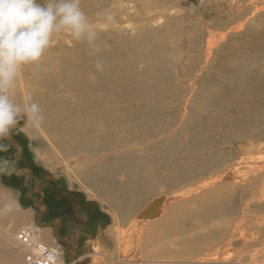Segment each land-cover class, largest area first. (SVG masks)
<instances>
[{
    "label": "rangeland",
    "instance_id": "374dc122",
    "mask_svg": "<svg viewBox=\"0 0 264 264\" xmlns=\"http://www.w3.org/2000/svg\"><path fill=\"white\" fill-rule=\"evenodd\" d=\"M123 1L81 0L83 11L89 19L94 18L93 24L98 29L97 46L100 51L91 54V49L85 42L75 41L67 34L57 35L53 42L57 46L53 45V49L51 47L48 54H45L42 60L44 65L41 62L40 65L31 68L27 66L25 69L28 74L24 73L25 77H20L17 82L18 101L28 93L35 96L34 93L39 91L38 87L41 84L40 86L46 87L40 89L39 94H42V98L36 102L41 104L40 107L42 106L44 110L42 99L51 96L50 89L54 86L55 93L51 97L56 99L58 96L69 102L66 109L69 113L74 110V104L81 103L79 95L82 91L86 96L93 95L97 100L96 104L106 105L107 108L112 109L108 111L113 118L111 120L102 118L99 122V125H103L102 132L96 133L93 144L87 139H82V129L73 124L75 131H69L67 123L66 130L62 129V134L54 122L48 121L50 118L48 114H44V120L39 128H33L24 120H20L19 126L12 130L11 138L2 142L7 146V150H0V264H28L25 258L29 248L22 245L16 237V232L22 226H28L38 232L36 242L51 247L57 253L58 260L56 259L55 262L58 264H124L119 260L121 258L119 252L126 251L128 256L133 250H137L135 242L137 230H133L132 219L123 221L119 216H124L125 211L145 207L142 204L151 203L157 195L153 188V192L149 194V198L146 196L144 202L142 198L136 199L137 202L124 199L121 202L122 207H119L108 197V194L111 196L121 194V190L125 193L127 187L136 192L137 189L147 191L152 182L160 181L158 186L163 187L161 189L165 191L160 195L158 193L161 199L156 202L157 204H151L138 215L133 216L137 215V218L145 219L150 216L156 205L161 206L164 194L167 196L172 192L171 194L174 195L191 187L186 182H181L179 185L180 181L173 178L171 173L178 168L177 163L179 167L184 166V162L192 167L200 159L215 158V161L217 156L223 157L228 162H240L241 158L253 154L254 157L259 154L264 155V71L260 73L254 69L250 60L254 57L264 58V32H262L264 31V0ZM147 6L152 9L148 10ZM105 11L111 12L115 21L108 27L100 25L101 20L97 15ZM159 12L164 13L162 20H159ZM125 14L128 15V19H124ZM226 32H230L228 38L219 43V36ZM212 36L217 42L214 43L212 50H208L207 43ZM154 38H156L155 42ZM245 40H248L247 43ZM141 47L144 51L140 49ZM64 51L67 53L65 54ZM156 51L160 53L157 55ZM97 61L104 62L101 64L102 70H99L101 76L123 80L130 74L135 78L143 76L148 83L138 84L130 80L128 85L114 88L117 93L113 94V89L93 85L87 81L81 83L79 88L74 86L69 89L59 73L62 68L67 72L75 62ZM258 63L259 69H263L264 59L263 62ZM54 73L57 74L51 77L53 81L51 78L49 81L44 78L45 75ZM157 74L158 80L155 83ZM87 77H90V73ZM19 81L22 83L20 84ZM88 84L97 89L91 90ZM193 86H196L195 89ZM61 89L66 91L59 92ZM80 89L81 91H78ZM77 109L76 111L82 113L81 108L77 107ZM255 117H258L257 120ZM76 121L80 122L77 119ZM108 121L109 125L102 123ZM114 121L117 122L116 126L113 124ZM243 123H251L253 126L244 127ZM105 129H111L109 132L112 137L107 136L104 141L107 144L109 140L110 146L102 144L97 139L98 135L104 134ZM72 132H77L78 136L72 135ZM77 138L82 139L89 146L86 147V144L79 146L81 143L77 142ZM112 146H115L114 149ZM166 149L173 150L174 156L170 157L172 151L169 153ZM124 152L126 157L123 156ZM142 156L148 159L144 158L146 160L144 162ZM136 160L138 163L135 162ZM150 160L152 164H160L159 166L162 167L163 174L161 170V173L157 172L159 178L151 174V169L149 171L145 169L150 166ZM145 163L147 165H144ZM173 163L176 164L175 167ZM142 164L144 166L139 169ZM171 164L174 169L170 167ZM165 165L170 166L165 169ZM134 166L138 168L135 170ZM249 169L252 168H243L237 173L241 176ZM141 172L147 176L143 177ZM166 174L171 175L172 178H167ZM145 178L146 180L149 178L150 183H144ZM204 178L200 176L197 180ZM169 183L172 186H167ZM166 186L168 189L164 188ZM241 188L236 187V190ZM199 196L200 193H196V196L190 199L192 201ZM240 196L236 195L238 201ZM7 205H10V208L6 209ZM170 217L166 215L165 221ZM216 223L217 221L204 223L195 228L192 226L194 223L183 224L187 229H195L189 237L183 233L176 235L178 238L186 237V241L192 245V250L189 248L190 251H187L189 259L198 261L202 257H209L207 250L219 249L225 245L222 243L223 240L217 242L211 240L209 232L214 230ZM167 226L159 233V237L163 240L169 238L167 235L169 232L165 233ZM232 230L231 228L229 231ZM87 243H95L96 249L99 250L100 254L94 261H91L93 250L87 247ZM117 244L119 249H122L115 254L118 259L106 256L112 254L107 250H113L115 246L117 248ZM150 244L145 241L143 246L141 258L143 261L147 260L144 264H168L166 261L170 259L169 257L155 259L158 261L149 257L156 253L160 254L159 251H150ZM130 247L132 250H129ZM177 248L180 247L173 245L167 249L169 252L172 250L170 254L174 255Z\"/></svg>",
    "mask_w": 264,
    "mask_h": 264
},
{
    "label": "bare ground",
    "instance_id": "6f19581e",
    "mask_svg": "<svg viewBox=\"0 0 264 264\" xmlns=\"http://www.w3.org/2000/svg\"><path fill=\"white\" fill-rule=\"evenodd\" d=\"M128 1H130V0H128ZM159 1L161 2V0H159ZM165 1H167V0H165ZM120 5L122 6V4H120ZM122 7H124V6H122ZM147 9L148 10L149 9H152V7L147 6ZM146 12H148V11H146ZM158 17H159V20H162L164 18V13L159 12ZM124 19H128V15L127 14L124 15ZM143 20H144V18H143ZM248 20H250V19H248ZM90 21L93 23L94 22V18H90ZM114 22L115 21L113 20V23ZM100 25L103 26L104 23L101 21L100 22ZM142 28H144V27H142ZM238 28H240V27H238ZM208 29H209V27H208ZM259 30L261 31V29H259ZM260 31H258V32H260ZM262 32H264V31H262ZM229 33L230 32H226V33L221 34L219 36V38H218V42L220 43V42L224 41L225 39H227ZM241 33H242V31H241ZM233 34H234V32H233ZM238 34H239V32H238ZM68 37H70V36L68 35ZM214 38L215 37H213V36L209 38L208 43H207L208 44V50H212L214 43L217 42V40L214 39ZM155 39L156 38H154V42H155ZM246 39H247V37H246ZM145 41L146 40H144V42ZM152 41H153V39H152ZM247 41H246V43H247ZM122 43H124V42L122 41ZM159 44H160V42H159ZM53 45H55V44L53 43ZM149 45H151V44H149ZM55 46H57V45H55ZM127 47H128V45H127ZM257 47H258V45H257ZM52 49H53V47H52ZM140 49H142V47ZM142 50L144 51V49H142ZM145 52H143V53H145ZM64 53L66 54L67 52L64 51ZM157 53H160V52H157L156 51V54ZM208 54H210V53H208ZM237 54H239V53H237ZM140 55H142V54H140ZM153 55L155 56V54H153ZM159 55H161V54H159ZM240 55H241V52H240ZM134 58H135V56H134ZM239 58L241 59V56ZM51 59H53L52 56H51ZM263 59L264 58H255V57L252 58V59H250L252 61V63H253L252 65H253L254 69H256L257 71H260V73L262 71H264V68L260 70L259 69L260 64L258 62H263ZM246 60H247V58H246ZM45 61H44V63H45ZM51 62H52V60H51ZM63 63H61V64L63 65ZM96 63L97 62H75V63H73L68 68L67 72H66V69L62 68L59 73L62 76L63 80L65 81L66 86H68L69 89H71L74 86H77L79 88V87H81L80 86L81 83L87 81L88 83H92L93 85H100L102 87H108L109 89H113L114 90V93L113 94H116L117 93L114 88L120 87V86H123V85H128L129 84L128 82L130 80H133V81H135L138 84L139 83H144V84H147L148 83V80L145 77L142 76V77L135 78V77H133L130 74L127 75L125 77V79H123V80H120V79H112V78L110 79L108 76H101L100 73H99V70L96 68ZM100 63L103 64L104 62H100ZM42 64H43V62H42ZM106 64H107V62H106ZM125 64H126V62H125ZM136 64H137V62H136ZM136 64H134V65H136ZM195 64H197V63H195ZM183 65H185V64H183ZM249 65H247V66H249ZM31 66H34V65H30L28 67L31 68ZM127 67H129V66L127 65ZM25 68H24L23 74L21 76L23 78L25 77L24 76V73L25 74L26 73L28 74V71H26ZM90 68H92V69L90 70ZM40 70H41V68H40ZM247 70H248V68L246 67V71ZM40 72H42V70ZM134 72H135V69H134ZM57 73L45 75L44 78L49 81V79L51 77H54ZM89 73H90V77H87V75ZM140 78H143V79H140ZM163 78H165V77H163ZM194 78H196V77H194ZM29 79H30V76H29ZM34 79H35V77H34ZM40 79H41V77H40ZM51 79L53 81V78H51ZM22 80H25V79H22ZM55 80H56V77H55ZM157 80H158V74H157L155 83L157 82ZM238 80H237V82L239 83ZM27 81H29V80H27ZM30 81H31V79H30ZM30 81H29L28 84H30ZM57 82H58V80H57ZM19 83H20V81H19ZM40 85L38 87L39 91H40V89H45L46 86H40ZM36 86H38V85H36ZM49 86L50 85H48V87ZM24 87H26V85ZM88 87H90L91 90L97 89V87H92L90 84H88ZM88 87H86L87 90H89ZM195 87L196 86H193V89H195ZM27 88L28 87H26V89ZM69 89H67V90H69ZM50 90H51V94L50 95L53 96L54 93H55L54 86ZM160 90H161V88H160ZM39 91L34 93L35 96H32L35 101L42 98V94L40 95L39 94ZM42 91H44V90H42ZM63 91H66V89H61L59 92H63ZM78 91H81V89L78 90ZM51 96L48 95V96H45L42 99L43 100V104L42 105H43V109H44V110H42V114H43V116H45L44 114H48V116H50V118H49L48 121L54 122L58 126V131L61 132L62 134H63L62 129H65L66 130V124L67 123L69 124V131H75L73 129V127H72V124H73L75 127H78L80 129H82L83 133L81 134V138L84 139V140L87 139V141L89 143H92L94 141V138H95L96 133L98 131H101V129H102L101 126H103V125L102 124L99 125V122L102 120V118L105 117V118L110 119V120H111V118H113V115L110 114L109 111H108V109L109 110H112V109L107 108L106 105L100 106L99 104H96L97 103V100H96V98L93 95L92 96H86L82 91H81V94L79 95V100H80L81 103L79 105H77V103L74 104V106H73L74 110H71L69 113H68V111H66L67 107L69 106V102H67L64 99H60L57 95H56L57 96L56 99H53ZM114 104L115 103H112V105H114ZM96 106H97V108H96ZM77 107H79V108L82 109V113L76 111V110H78ZM41 109H42V106H41ZM91 113H92V115H91ZM258 113L260 114V112H258ZM89 117H91L92 120ZM257 118L258 117H255L256 120H257ZM76 119L79 120L80 122L76 121ZM123 119H122V121H123ZM259 119H260L261 122H263V120L260 117H259ZM254 122H253V124H254ZM102 123H107L108 124L109 121L108 122H102ZM124 123L125 122H123V124ZM159 123H161V122H159ZM113 124H114V126H116L117 122L114 121ZM133 124H135V123H133ZM136 124H137V122H136ZM225 124H226V122H225ZM253 124H251V123H243L244 127L245 126L246 127H252ZM105 126H106V124H105ZM114 126H112V128ZM124 126H126V124H124ZM140 126L142 128V125H140ZM255 128H257V127H255ZM145 129H147V128L145 127ZM105 130L106 131H104V134L102 133V134L98 135V138H97L102 144H106L104 141H106L107 136H111L112 137L111 132H109V130L111 131V129H105ZM227 131H228V129H227ZM240 131H242V130H240ZM229 132L230 131H228V133ZM138 133H140V132H138ZM152 133H153V130H152ZM71 134L72 135L73 134H77V132H72ZM229 134L232 135V132L229 133ZM116 135H117V133L115 134V136ZM77 136H78V134H77ZM113 136H114V134H113ZM140 136H141V134H140ZM150 136H151V134H150ZM132 137H133V135H132ZM82 139L77 138V142H80L81 143V144H79V146H81V147L82 146H85V144H86L85 141H82ZM108 141H107V144L106 145H109V143H111V142L108 143ZM118 143H119V141H118ZM114 144H112V145H114ZM124 144L126 146V143H124ZM118 145H120V144H118ZM88 146L89 145L86 144V147H88ZM115 146H112V148L114 149ZM171 146H173V145H171ZM149 151H150V149H149ZM168 151H169V153L172 151V153H170V157H171V155H173V150L170 151L168 149L167 152ZM157 152H160V151H157ZM157 152L155 153V155H157ZM163 152H164V150H163ZM167 152L165 151V154ZM90 153H88V154H90ZM125 154L126 153L124 152V155H123L124 157H126ZM160 154H161V152H160ZM177 154H179V153H177ZM119 155H120V158H121V154H119ZM253 155H251L250 157H245L244 158L245 160L241 158L239 160L240 162H238V161L237 162H234V161L228 162L223 157L217 156V158H216L215 161H214L215 158L214 159H209V160L200 159L198 162H196L195 164H193L192 167H189L188 165H186V162H184V166L182 165L183 167L181 166L182 168L179 167L178 166V163H177V167L178 168H176V169L173 168V167L176 166V164H174V163H173V165H174L173 167H172V164H171V166L170 165H165L164 166L165 169H168L169 166L174 169L171 174H172V176H173L174 179H176L177 181H180V182H178L179 185L181 184V182H186L188 185L190 184L191 187L188 188V189H183L185 191H180V192L178 191V193L177 194H174V195L171 194L172 192L169 193L167 196H165V194H164V198H163V200L161 202V206H157L156 205L157 204L156 202H158L161 199V198H159V195L162 194L161 192H165V191L162 190L163 187L158 186V185H160V183H159L160 181H157V180H156V182H152L151 183L150 187H148L149 189L147 188L148 189L147 191L146 190L143 191V189L142 190L141 189H137V192H136L133 189H130L129 187H127L125 193H124L123 190H121V194H115V195H112V196L110 194H108V197H110L111 199H113V201L115 202V204H117L119 207H122L121 206V202L124 199H126L127 201H132V200H135L136 201V199L142 198V200L144 202L146 200V196L149 198V194H151L153 192V188H154V193L157 195V198H156V195H155L154 198H156V199L152 200L153 202L151 201V203L148 202V203H145L144 205L142 204V206H145V207H142L139 210L125 211L124 212V216H119V219L120 220H123V221H129V220L132 219L133 224H134L133 230H137V237H136L137 239L135 241L136 244H137V250H133V252H132L133 254L132 253L131 254L129 253L130 255L128 254V256H127V252L126 251L125 252H119L121 248L119 249V246L117 244V248L115 246V248L113 250H111V249L107 250L108 252L109 251L112 252V254H108V255L106 254V256H109V257H112V258H114V257L117 258V256L115 254L119 252V255L121 257L119 260L121 262H124V264H131L132 262L135 263V264H141V263L144 264V263H146L147 260L143 261L142 258H141V256H142V253L144 251L143 246H144V243L146 241V242L151 243L150 244V246H151L150 251H152V252L159 251V253H160V254L156 253L155 255H151L149 257H151V259H153V260H155V259L161 260V259H166V257H169L170 259H168L166 261L168 264H192V263L193 264H264V261H261V260H264V155L263 154H259V155L255 156V157ZM136 156L139 157V155H136ZM165 157H167V156H165ZM168 157H169V155H168ZM142 158H143V156H142ZM144 158H147V157L144 156ZM156 158H157V156H156ZM162 158H164V157H162ZM129 160H131V159H129ZM151 160L149 161V164H150L149 167L150 168L145 166L146 167L145 169L148 170V171L151 169L150 170L151 171V174H153V176L155 178H159V175L157 174V172L158 173H161L160 170L162 169V167L159 166L160 164H158V165L157 164H152L151 163ZM157 160H158V158H157ZM165 160L166 159H164V161ZM172 160H174V157H173ZM145 161L146 160L144 159V162ZM175 161L178 162L176 160V158H175ZM122 162H123V160H122ZM135 162H137V160ZM123 163H125V162H123ZM130 163H132V162H130ZM147 163H145L144 165H147ZM155 163H159V162H155ZM163 163H162V166H163ZM127 164H129V161H128ZM133 165H135V164H133ZM144 165L142 164L141 165V168H139V169H142V166H144ZM136 168H138V166L135 167V170H136ZM243 168H252V169L245 170L244 173H243V175H241V176L238 175L237 172L239 170L243 169ZM91 170H90V172L92 174V171ZM133 170H134V168H132L131 171H133ZM143 172H141L142 175H143ZM131 173H134V172H131ZM131 173H130V175H131ZM162 174H163V171H162ZM86 176H87V174H86ZM145 176H147V174ZM145 176L143 175V177H145ZM172 176L168 174L166 177L167 178H172ZM200 176L201 177H205V178L203 180H200V179L197 180V178L200 177ZM150 177L152 179V176H150ZM148 179L146 180V178H145L143 181L146 180L147 182L145 181L144 183H147V184L150 183V179L149 180ZM170 184L171 183L167 184V186L170 185ZM142 185H144V184L142 183ZM167 186L164 187V188H167L168 189ZM170 186H172V185H170ZM170 186H169V188H170ZM236 187H242V188H241V190H236ZM158 193H159V195H158ZM196 193H200V196L194 198L191 201L190 197L196 196ZM237 194L238 195H241L240 196L241 197L240 198V201H238V199H236V195ZM153 196L154 195H152V197ZM186 202H190V203L187 204ZM154 203H156L155 204L156 207L150 212V214H149L150 216L149 217H147L145 219H142V218L140 219V218H137L136 217L142 210L148 208L149 206H151V204H154ZM135 214H137V215L135 217H133ZM126 215H127V217H125ZM166 215H170L171 217L170 218H167L166 221H165L164 217ZM235 218H238V219H235ZM161 219H164V220L160 221ZM216 221H217V223L215 225V228H214V230H210L209 235H210L211 240L213 242H217L219 240H223L222 243H225V245L223 247H220L219 249H209V250H207V255H209V257H202L198 261L189 259V254L187 253V251L188 250L190 251L189 248H191L192 245L189 244L186 241V239H187L186 237H182L183 238L182 239V238H178L176 235L183 233L185 236L189 237L194 232L195 229H192V228L191 229H187V228H185V226L183 224L194 223V225H192V226L195 228V227L200 226V225H202L204 223L207 224V223L216 222ZM131 223L132 222H130V224ZM195 223H197V224L195 225ZM167 224H168V226H167ZM165 226H167L166 229H165V233H166V231L169 232V234L167 233V235L169 236V238L168 239L164 238V240H163V238L161 239L159 237V233L161 232V230L162 231L164 230ZM231 228L233 230L230 232L229 230ZM227 238H228V240H227ZM118 239L120 240V238H118ZM194 239H196V238L194 237ZM162 240H163V242H162ZM195 242L197 243L196 240H195ZM115 243H117V242H115ZM87 244L90 245V246L87 245V247L88 248H91L93 250L92 251L93 252V258L91 259V261H94V259L97 258V255L100 254L99 253V250L96 249L95 243H93V244L87 243ZM98 244H99V241H98ZM173 245H176L177 247L179 246L180 248H177L176 249V254L171 255L170 252H172V250H170V252H169V250L167 248H170ZM99 246L101 248V244H99ZM132 247H134V246H132ZM208 247H209V245H208ZM93 248H95V249H93ZM106 248H107V246H106ZM57 250H59V249H57ZM76 250H78V249H76ZM129 250H132V248L129 249ZM160 250L162 252H160ZM191 250H192V248H191ZM121 251H122V249H121ZM79 259H77V261ZM158 260H155V261H158ZM52 264H58V263H56L55 261H53ZM59 264H61V263H59Z\"/></svg>",
    "mask_w": 264,
    "mask_h": 264
},
{
    "label": "clouds",
    "instance_id": "9594fccd",
    "mask_svg": "<svg viewBox=\"0 0 264 264\" xmlns=\"http://www.w3.org/2000/svg\"><path fill=\"white\" fill-rule=\"evenodd\" d=\"M104 26L114 16L97 14ZM67 34L85 42L91 54L98 53V29L81 7V0H0V150L12 130L24 120L39 128L44 120L40 105L30 93L17 100V82L25 67L40 65L54 38ZM96 68L102 70L99 61ZM10 205L6 206V209Z\"/></svg>",
    "mask_w": 264,
    "mask_h": 264
},
{
    "label": "built area",
    "instance_id": "2783aa9c",
    "mask_svg": "<svg viewBox=\"0 0 264 264\" xmlns=\"http://www.w3.org/2000/svg\"><path fill=\"white\" fill-rule=\"evenodd\" d=\"M18 241L29 248L26 255L28 264H52L57 258V253L47 244L38 241V232L28 226H22L16 232Z\"/></svg>",
    "mask_w": 264,
    "mask_h": 264
}]
</instances>
